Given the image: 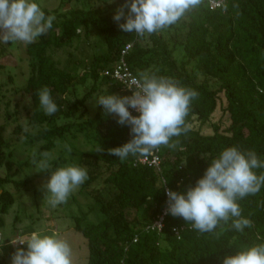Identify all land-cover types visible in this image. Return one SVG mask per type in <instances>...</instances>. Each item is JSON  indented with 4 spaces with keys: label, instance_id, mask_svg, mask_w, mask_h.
Instances as JSON below:
<instances>
[{
    "label": "trees",
    "instance_id": "trees-1",
    "mask_svg": "<svg viewBox=\"0 0 264 264\" xmlns=\"http://www.w3.org/2000/svg\"><path fill=\"white\" fill-rule=\"evenodd\" d=\"M65 1L71 0H61L52 13L44 11L46 16L54 15L51 27L25 47L31 71L20 90L29 100L28 131L17 124L13 132L17 139L13 140L5 137L6 126L0 125V215L7 214L15 202L4 186L28 187L32 181L16 179L17 167L35 166L41 151L52 150L68 137L74 142L82 138L90 146L88 151L76 149L75 143L67 150L71 149L74 165L87 173L78 194L92 201L87 212L74 218V229L87 241L86 264H220L225 255L264 243V184L258 192L237 201L241 216L250 221L242 231L232 227L230 218L213 232L201 233L169 214L160 233L147 229L166 205L165 190L183 192L193 186L208 160L224 148L251 151L264 160V0H224L216 9L209 8L208 0H200L176 23L144 35L124 33L113 21L124 0H87L82 7L63 12ZM93 26L103 36L105 51L95 53L85 68L76 61L71 68L83 69L80 76L70 68V61L67 69L59 67L48 51L72 47ZM127 44L132 48L124 58L134 75L164 77L196 93L184 117L187 131L172 137L171 147H158L160 171L137 163L150 151L124 160L110 155L108 149L131 138L129 128L117 124L116 117L105 114L98 104L95 115L89 116L86 102L93 95H129L121 84L103 75ZM88 82L85 93L78 97V85ZM43 88L57 105L50 116L38 104L37 93ZM14 116L8 115V119L17 123ZM20 135L25 146L39 144L40 151L18 165L10 148ZM61 156L48 163L54 169L59 167L67 160ZM253 171L264 175V169ZM163 181L167 183L160 189ZM100 182L102 187H98ZM146 205L152 210L150 219L139 215ZM93 210L97 211L96 222H86ZM132 211L136 215L131 218ZM19 221L15 217L14 222ZM3 224L0 217V228ZM175 228H183L179 236L174 234ZM17 247L26 245H14L7 252L1 246L0 264H11Z\"/></svg>",
    "mask_w": 264,
    "mask_h": 264
},
{
    "label": "clouds",
    "instance_id": "clouds-1",
    "mask_svg": "<svg viewBox=\"0 0 264 264\" xmlns=\"http://www.w3.org/2000/svg\"><path fill=\"white\" fill-rule=\"evenodd\" d=\"M200 0H124L112 16L124 33L151 34L179 20ZM127 9L125 12L124 9ZM123 22L121 23V19ZM52 17L46 16L36 0H0V44L21 42L30 44L51 27ZM130 95L107 94L95 99L105 114H113L116 123L129 128L131 138L124 144L108 149L110 155L124 160L168 145L172 137L187 131L184 117L194 91L179 87L170 79L141 73L124 83ZM37 99L45 115L57 111L47 88L38 91ZM132 109L136 115L131 114ZM48 152H42L35 162L37 170H49ZM264 169V160L254 152H241L235 147L221 150L207 162L203 174L183 192L165 190L166 211L190 223L194 230L211 233L221 221L232 219V227L242 231L250 221L241 216L239 199L259 191L264 175L254 169ZM87 179L85 169L67 165L50 171L43 185L47 203L63 204L69 193ZM167 183L163 181L160 189ZM17 247L11 264H72L68 244L53 235L30 233L27 238L8 239ZM220 264H264V243L248 246L220 259Z\"/></svg>",
    "mask_w": 264,
    "mask_h": 264
},
{
    "label": "rangeland",
    "instance_id": "rangeland-1",
    "mask_svg": "<svg viewBox=\"0 0 264 264\" xmlns=\"http://www.w3.org/2000/svg\"><path fill=\"white\" fill-rule=\"evenodd\" d=\"M87 0H71L65 1L62 5V11H68L76 7H82ZM43 11L52 13L58 9L61 4V0H36ZM52 19L54 15H50ZM72 47H66L64 49L49 50L53 59L58 63L59 67L67 69L68 61L71 62V67L74 68V63L80 60L82 63L81 68H85L90 64L91 58L95 53H102L105 51V43L103 36L98 27H91L89 31H83L81 35L76 39ZM79 41V42H78ZM26 44L21 42H10L7 44H0V125L6 126V138L13 140L17 139V136L13 135L17 124L26 125L25 115L29 110V100L25 93L20 90L27 82L30 74L29 56L25 51ZM179 52L175 54L178 55ZM72 54V56H71ZM76 68V67H75ZM79 69L76 72L80 76L83 73V69ZM11 76L12 81L9 80ZM85 85H78L77 96L81 97L85 91ZM97 95H93L86 104L89 109V116L93 117L97 111V104L95 99ZM11 117L14 114L18 119L17 123H13L8 119V115ZM26 130L28 131V127ZM31 131V130H30ZM20 135L19 141H17L13 147L10 148L13 151V160L19 163H23L31 154L40 151L39 144L28 143L25 146V138ZM75 143L76 149L82 151H88L87 143L80 138L77 142H74L68 137V140L59 142L52 150H43L42 152H48L51 156V161L62 157L63 155L67 160L59 167L74 165L72 156L70 153L71 144ZM72 147V146H71ZM68 152H60V151ZM40 153V154H41ZM19 169L16 179L30 178L32 181L28 187H16L14 184L9 183L4 186L12 192L15 202L13 207L5 215H0L3 219V226L0 228L2 234V250L7 252L14 245L8 242V239L12 238H27L32 232H39L42 235L55 234L58 238L64 240L71 250L72 264H86L88 257L87 241L82 234L74 229V218L80 216L83 212L89 210L91 205V199L86 197L85 194H78L79 186L73 189L66 201L63 204H59L55 207L50 206L47 203V196L43 185L47 182L50 171L54 170L53 164L49 163V170L42 171L37 170L35 166L30 168L17 167ZM0 173H3L0 172ZM101 181V180H100ZM95 184L94 186H96ZM102 182L98 187H102ZM92 190V188H90ZM1 191V190H0ZM85 193V192H84ZM77 196V197H76ZM97 211L93 210L86 216V222H96ZM152 214L151 208L148 205L139 210L140 217L150 219ZM136 215L135 211H132L130 217ZM15 217H19L21 221L15 223ZM84 221V223H86Z\"/></svg>",
    "mask_w": 264,
    "mask_h": 264
},
{
    "label": "built area",
    "instance_id": "built-area-1",
    "mask_svg": "<svg viewBox=\"0 0 264 264\" xmlns=\"http://www.w3.org/2000/svg\"><path fill=\"white\" fill-rule=\"evenodd\" d=\"M223 2H224V0H208V5H209L210 9H216V8L221 7ZM131 48H132V44H127L124 47V49L120 52L119 59L116 62H114V65L111 67V69H105L103 71L104 76H108L112 80H115L119 84H121V89L124 92L129 93V95L131 94L130 90L126 89L123 83L128 78H130L132 76H136V75H134V73L131 72V70L129 69V67L127 66V64L125 62L124 57L129 53ZM129 111L133 115L137 114L132 109H129ZM137 163H140L142 165H148V166L160 171L161 170V159L159 156V149L158 148L153 149L149 152V154L139 157L137 159ZM166 207H167V205H165L161 214H159V216H157V218L152 222V224L150 226L147 227V229H149L151 231H155L157 233H160V231L162 230L163 225H164V218H165V216L168 215V213L166 211ZM182 230H183V228H175L173 230V232L176 236H179ZM135 241H136V239H134V242ZM1 246H2V234L0 232V254H1ZM15 246H21V245L17 243Z\"/></svg>",
    "mask_w": 264,
    "mask_h": 264
}]
</instances>
